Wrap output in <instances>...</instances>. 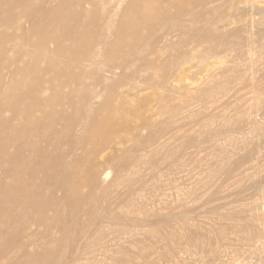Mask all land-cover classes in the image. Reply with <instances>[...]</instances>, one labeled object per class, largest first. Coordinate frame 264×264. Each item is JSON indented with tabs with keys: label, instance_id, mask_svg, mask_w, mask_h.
<instances>
[{
	"label": "bare ground",
	"instance_id": "1",
	"mask_svg": "<svg viewBox=\"0 0 264 264\" xmlns=\"http://www.w3.org/2000/svg\"><path fill=\"white\" fill-rule=\"evenodd\" d=\"M61 1L63 0H46L39 6L27 4L23 12L26 13L29 19H32V15H35L36 11L39 12L42 9L40 7H43L44 10L54 9L56 6L58 8ZM183 1L185 0H70V3L64 2L63 5L59 6L61 9H64V7H72V4H76L78 8L75 10L68 9L66 12L60 10L57 15L58 17L56 16L57 18L55 17V20L50 21V24L59 22L62 25H67L69 21L71 28L68 30V33L65 31L61 36H57L53 34L54 32L47 31L43 33V36L37 42L33 41L36 44H31L33 49L35 48L42 52L40 53L39 59L43 61H47L53 53H65L68 51V47L62 43L61 37H68L73 41L80 31L86 30L89 33L93 26L95 27L94 31H98L100 25L90 20L91 10L95 11L93 15L103 19V26H101V30L103 31L100 30L101 32L98 31V34L93 35L94 37H99L95 45L84 42L80 46L82 49L80 48L79 51L78 49H73L70 52V56L72 59L77 60L78 64L75 65L72 62L66 63L64 61L66 67L71 66L66 74L68 78H74L75 82L80 86V102L86 108H84L85 110L82 113L77 108L78 112L70 115L69 119L73 120L74 127L71 125L67 127L66 125H69V121H66L64 125L62 124L64 127L63 130L57 131L55 129L56 122L63 120L61 117L63 116V110L56 112L54 104L59 102L60 99L67 98L69 93L63 92L61 89L58 90L53 86H47L43 83V85L39 84L38 82L33 85L29 84L26 87V93L31 96V100L25 103L24 108L21 107L23 103H12L15 98L10 102L9 110L14 115L13 120H10V123L8 120H4L1 116V112L5 109V106L1 107L3 104L2 96H5V99H11V95L7 90V84L9 82L6 84L7 80L5 81L3 77L5 75L7 77V73L9 75L11 72L13 75L14 73L26 74L28 69L21 68V64L15 60H11V64L6 70L0 69V85H2L0 86V96L2 97V102H0V124L7 125L13 131L9 135L6 133L0 140V169L5 173V177L10 178L9 182H7L0 177V196L12 202L7 207L0 205V212H3L6 216L8 214L14 221H22L23 223L24 221H29V219L30 221H45L49 218V215L46 213L47 210H51L54 205L62 200L69 202L72 193L77 191L76 187L78 182L76 174L80 172V167L84 164L83 160H78V153L76 154L75 152L77 149L79 150L82 139L89 138L87 134L85 137L82 135L83 133L78 135L74 129H84L88 125L90 118L93 117V109H96L94 107L100 103H98V100L117 81L127 62L137 61L139 65L142 64L144 69L147 68L155 73H159L160 81L158 83L163 90H166L173 81L179 82L181 80L184 65L186 63L189 64L193 59H197L199 64H204L207 68V77L209 78L204 82H199L200 86L198 84L199 95L197 100L199 99L201 101L204 98L210 97L212 94L215 95L226 90L224 82H228L229 80L228 72L235 73L240 67V65H237L238 63L233 65V67L230 66L231 62H228L229 64L226 63L228 56L232 55L231 53H233V58L236 60H238L237 58H243V61L250 62V65H248L249 62L246 65V67L249 66V72L244 69L242 70L247 71L246 73L251 77L250 83L253 82L252 80L256 77L253 73L257 71H254L252 62L257 55L254 46H252L256 41L252 36L256 33V30L264 34V5H260L261 3L259 5H255L254 3L248 4L250 0H224L228 5V13L226 15L219 14L217 20L211 22L206 16L204 18V14L195 12L193 14L194 18L197 20L205 19L202 23H198L186 21L185 17H188V15L182 6ZM189 1L191 4L202 8L198 2L199 0ZM214 1L201 0L200 2L206 6L208 3ZM89 4H91L92 8L87 6ZM209 6L211 9L216 8L215 5H208L206 7ZM248 8L253 10L257 16H251L245 23L238 24L240 19L238 20L237 16H240L242 12L247 13ZM131 9H136L139 12H136V15L131 18H125V11ZM82 16L88 19L86 23L80 18ZM70 17H74V20L72 19L73 22H71ZM12 20H14L13 23H18L20 19L15 17L12 12L0 16V27H6L7 23L5 22H11ZM36 20H34L35 23ZM16 23L15 25H17ZM123 26L128 27V31L121 30L120 32H114L115 27L120 28ZM29 31L26 29L25 32H21V35H11L1 31L4 34L0 36V45L3 46L4 50L2 52L0 47V52L4 54L11 39H18L19 41L24 39L26 41ZM187 31L190 32L189 37L185 36ZM241 33L242 37H239ZM129 37L135 38L130 40ZM175 39L177 41L179 40L178 45H183V48L186 44H192L195 47L190 48L192 49L191 52H181L179 55L178 52L170 54L169 51L177 45ZM113 40L114 42L110 44ZM47 42H53L57 45L54 48L55 50L53 49L54 51L51 52L47 49ZM262 45L264 46V42ZM23 47H25V43ZM213 48H219L220 52H214L215 50H212ZM186 49L189 51L187 47ZM221 53L224 56L218 55ZM76 54H80L81 57L76 56ZM0 57L4 58L2 56ZM53 58L54 56H51L48 62L52 67H55L59 63L54 62V60L57 61L58 58ZM211 58H214L213 60L215 61L211 62ZM88 60L95 67H99L100 73L96 72L94 75H91V63L88 66L87 63L85 64ZM136 72L131 76L133 81L135 80ZM242 74L240 70V76ZM93 76L95 77L92 79ZM120 77L122 79L124 76L121 75ZM86 78H91L89 84L86 82ZM84 84L90 86H85ZM77 89L78 86L72 89L70 93H74V91L79 92ZM251 89L253 91V87ZM51 92L53 93L52 95H50ZM259 95L254 92L253 99L255 102L250 105L253 107V110L260 109L262 105L264 106V99L262 101L261 98L263 94L260 95L261 97ZM78 99L74 98V103ZM199 103L201 104L200 101ZM246 105L248 107V104ZM159 106L165 117L158 124V129L149 132L145 141L146 143H150L154 139L162 138L160 148L167 150V153H165V156L168 158L167 162L176 159L188 147H198L199 149H197L200 150L202 146L200 144L204 145V142L209 143H207L209 146V160L207 159L204 162L200 161L203 162L202 164L199 162L201 166L197 164L201 167L199 170L202 169L200 171L202 173L200 174L199 186L201 199L200 221H186L189 219L186 215L188 211L186 213L169 211L164 215L165 220L177 216L182 217L184 215L183 221H143L149 227L146 232L152 234L157 233V239L162 241L163 250L161 255L182 261L186 264H264V186L261 182H256L254 186L256 188V194L254 198H250V202H247L246 196L243 195L246 189L243 182L246 178L251 175L264 178V123H261L256 117H250L252 114L250 111L247 112L246 117L243 112L244 110H238L242 114L239 113L233 118L229 117L232 120L224 118L225 121H222V123L219 121V124L216 126H212L214 119L203 117L204 119L200 120V122L202 121L204 128L201 129V127V130L199 128V130L196 129L198 138L202 136V139L200 138L199 140L196 139L197 136L195 138L194 134L196 132L194 134L191 133L192 131L184 133L181 130L182 126L178 123L183 120L177 119L176 116L182 107L174 106L172 103L161 102ZM202 106L205 109L206 104H202ZM47 107H51V109ZM200 108L202 109V107ZM38 110H44V115L41 117L36 115ZM261 111L259 110V112ZM203 113H206V111ZM200 116L202 117V115ZM241 117L242 119L240 121L239 119ZM259 118L261 117L259 116ZM16 120H19V122ZM93 128L96 129L95 131L98 135V140L96 138L97 141H95L92 151L95 156L84 164L86 165L84 172L88 175L86 187L89 193H86L85 198H82L78 208L79 211L86 209L88 212H97L98 216L93 217L94 220L90 221L94 225H98L99 221L104 220H110L114 224L120 225L125 219L129 218V210L125 209L122 200L127 201V197L131 199L129 196L132 195V191L129 190L122 194L124 199L122 197L121 202L111 203L107 200L108 192L112 188H118L119 186L120 179L116 176L109 184L101 187L100 192H96V188H100V179H98L96 170L98 163L97 157L104 153L111 145L118 144L121 153L111 157L113 167L125 168L134 166L138 160V155L130 153V150L133 151V149L128 151L122 150L125 141H132L134 139L131 136H124L120 131L121 125H117L113 119L109 121H97L94 123ZM32 129H37L40 135L37 136L36 134L35 136L32 134L30 132ZM46 130L52 131V133H58V135L66 134L70 138V151L67 149L69 154H60L59 151L56 153L54 148L58 145V140L54 136L50 139L43 135ZM192 130L194 131V129ZM114 133H116L118 140L111 137ZM173 138H177L179 141L171 147L169 145L174 140L172 142L167 141ZM9 143L14 146L12 153L9 151ZM44 144L48 145L43 147ZM48 146H50L49 149ZM50 150H53V153ZM26 151L28 154H25ZM158 152L159 150L155 146L147 151L149 155H155ZM3 155H7V159L3 160ZM36 157L39 158L41 164L37 170L33 166V159ZM55 164L58 165V168L55 167ZM181 165H184V162ZM181 165L176 168L177 171L181 169ZM42 167L44 169L45 167L46 169L50 168L52 171L49 174L47 172L45 178H40L41 181L38 183V174L44 171ZM27 170L29 176L25 178L23 173L27 172ZM81 170H83L82 167ZM102 174L104 175L101 179H104L108 176L109 172L104 171ZM34 182L38 183L36 189L31 188ZM21 190L30 191V193L23 195L20 192ZM87 194L90 196L87 197ZM247 197L249 198V196ZM2 204H4V201H2ZM17 207L19 209H16ZM30 209L35 213H30ZM99 210L102 211L101 214L98 213ZM99 216L100 219L96 221V218ZM133 216L130 217L133 218ZM78 217L76 214L75 218ZM181 217L178 218L181 219ZM8 219V221H11L10 218ZM77 223L78 221H69L68 226L61 227V237L55 241V244L58 245L53 250L54 257L42 264L63 263L67 256V243L72 239H80L89 233L85 227ZM22 226H24L23 230L15 241L17 242L16 245L25 247L29 243L30 238L35 235L36 229L25 225V223ZM6 234H8V230L5 231L3 228L0 237L6 236ZM5 251H7V248L5 246L1 247L0 260ZM152 253V247L147 244H142L140 247L132 250L118 247L114 258L119 264H135L134 259L137 257H146L150 254L152 255Z\"/></svg>",
	"mask_w": 264,
	"mask_h": 264
},
{
	"label": "rangeland",
	"instance_id": "2",
	"mask_svg": "<svg viewBox=\"0 0 264 264\" xmlns=\"http://www.w3.org/2000/svg\"><path fill=\"white\" fill-rule=\"evenodd\" d=\"M45 1L46 0H0V16L12 12L15 17L20 19L19 20L20 22L19 21L18 23L15 22L17 25L13 23L14 20H12L11 22L10 21L5 22L7 23V26L0 27V36L3 35L4 33H8L11 35H17V34L21 35L23 31L25 32L26 29L30 30L29 33L27 34L28 39H26V41L24 39L20 41L18 39L10 40L9 41L10 43L5 49L4 52L5 55L2 53L4 48L3 46L0 45L2 49L1 50L2 52H0L1 54L0 56L4 57V58L0 57V61L2 59V61L0 62L1 65L0 69L6 70V68H8L9 65L11 64V60L18 61V63L21 64V68L28 69L26 74L14 73L13 75V73L11 72L9 75L7 73V77L6 75L3 77L5 81L7 80L6 84L9 82L7 84L8 86L7 90L11 95V99H5V96H2L3 98L0 96V102H2L3 99L2 102L3 104L1 105V107L5 106V109L1 112L2 113L1 116L4 120H8L10 123L11 122L10 120H13V116H14L12 114V111L9 110L10 102L15 98L12 101V103L14 102L23 103L21 107L24 108L25 103H28L31 100V96H29L26 93V87L29 84L33 85L37 82L39 84L43 83L44 85L53 86L58 90L61 89V91L69 93V96L67 98L60 99L59 102L54 104L56 112L63 110L62 111L63 116H61L63 120L57 121L55 124V129L57 131H60L64 129L63 125L65 124L66 121H69V125H66L67 127L70 125L74 127L75 125L73 123V120L69 119L70 115L72 113L73 114L77 113L78 111L82 113L86 109L85 106L81 105L80 102L81 101V93L79 91L80 86L75 82L74 78H68L66 74V72L69 71L71 66L66 67L64 61L66 63L72 62L75 65L78 64L77 60L72 59V57L70 56V52L73 49H78L79 51V49L81 48L80 46H82L84 42L87 43L89 42L95 45V42L98 40L99 37L96 36L94 37L93 35L98 34V31L102 29L101 26H103L102 25L103 19H100L98 16L93 15L95 11L91 10L92 13H90V20H92L93 23L100 25L98 31L96 30L97 32L94 31L95 29L94 26L91 27V31L89 33L86 30L80 31L75 37V40H73L74 42L72 41L71 38L61 37V41L62 43L65 44V46L68 47V51L65 53L58 52L51 54V56H54L53 59L58 58V60L57 61L54 60V62L59 63L55 67H52L48 62L51 56L48 58L47 61H43L39 59L40 53L42 52H40L38 49L35 48L34 50L31 44H36V42L43 36V33L47 31L51 33L54 32L53 34L57 36H61L65 31H67L66 33H68L69 32L68 30L71 28L69 26V21L67 25L65 24L62 25L59 22L50 24V21H53V19L55 20V17L59 14L60 10H62L63 12H66V10L68 9L75 10L78 8V5L72 4V7H64V9H61V7L59 6L63 5L64 2L70 3V0H63L60 2L58 8L57 6L54 8V5H53L54 9H49V10H44L43 7H40L42 9L39 12L36 11L35 12L36 14L32 15V19H29L26 13L23 12L26 9L25 6L27 4L39 6L41 3ZM200 1L201 0H199L198 2L201 4L202 8H199L198 6L191 4L189 0L183 1L182 6L184 7L188 15V17L187 16L185 17L186 21H190V22L194 21V22L202 23L203 20H205V19L197 20L196 18H194L193 14L195 12L204 14V18L206 16V18L211 22L216 21L219 14L226 15L228 13L227 11L228 5L224 0H215L214 2L208 3L206 5V6L215 5L216 8L214 9H211L210 6L209 7L204 6ZM250 3H254L255 5H259L261 3L260 5H264L263 0H250L248 4ZM87 6L91 7V4ZM136 12L139 11L136 9L127 10L124 13V17L131 18L136 15ZM52 15L54 18L52 17ZM251 16H257V15L254 13L253 10L248 8L247 13L242 12L240 16H237L238 20L240 19L238 21L239 22L238 24L245 23L246 20ZM80 18H82V21L84 23L88 21V19L85 18V16H82ZM35 19L38 20V21L36 20V23L34 22ZM70 19L71 22H73L74 17H70ZM127 29L128 27L126 26L120 28L115 27L114 32H120L121 30H127ZM1 31H3L4 33L2 34ZM258 31L256 30V33H254L252 36V38L256 41L255 43L252 44V46H254L257 55L252 62L254 65V71H257L253 73L254 76H256V77L253 76L254 77V79L252 80L253 82L250 83L251 77L246 73L249 67V66L246 67V65L247 62L249 61L246 60L243 61V58H237L238 60H236L233 58L234 57L233 53H231L232 55L228 56L226 63L229 64L231 62L230 64L231 67H233V65L238 63L237 65H240L239 69L236 70L235 73L228 72L230 82L229 80L228 82L227 81L224 82L226 90H223L218 94H215L216 96L212 94L210 96L212 98L207 97L204 98L203 101L199 99L197 100V97L199 95L198 84L199 82H204L206 81V79L209 78L207 77L208 75L207 68L204 66V64L201 63L199 64L197 59L196 60L193 59L192 62H190L189 64L186 63L184 65V69L182 72L183 74H181V80L179 82L173 81L170 87L166 90L165 89L163 90L160 84L158 83L160 81L159 73H155L154 71L149 70L147 68L144 69L142 67V64L139 65V62L137 61L127 62L125 64V67L123 68V71L119 75L117 81L110 87V89H108L102 95L100 100H98V103L99 102L100 103L99 104L97 103L98 105L94 107L96 109H93L94 110L92 114L93 117L90 118L88 125L84 129L75 128L74 131L77 132L78 135H81L83 133L82 135L84 137L87 135L89 136V138L83 137L84 139H82L81 146L79 150L77 149L78 152L77 150L75 152L76 154L78 153L77 154L78 160L79 159L80 161L83 160L84 164L86 163V161L87 162L90 161L95 156V154L92 153L93 147L95 145V141L98 140L97 138L98 135L95 131L96 129L93 128L95 122L102 120L109 121L113 119V121H116L117 125H121L120 131L124 134V136L133 137L134 140L125 141L124 145L122 146V150L128 151L130 149H133V151L130 150V153L132 154L135 153L136 155H138V160L134 164V166L125 167V168L113 167L111 162V157L113 155H118L121 153L118 144L111 145V147H108L104 153L98 156L97 157L98 163L96 165L98 179H100L99 181L100 188L97 186L98 188H96V192H100L101 187L109 184L116 176L120 179L118 188H112V190H110L107 194L106 199L109 200L111 203L121 202L123 197L122 194H124L126 191L129 190L132 191L131 192L132 195L129 196V198L131 199H128L127 197L128 202L122 200L125 209L129 210L128 212L129 218L125 219L126 221L124 220L120 225H116L110 220L99 221L98 225H94L90 221L94 220L93 217L98 216L97 212H88L86 209L79 211L78 205L81 203L82 198H85V194L89 193L87 192L88 190L86 187V184L88 183L87 182L88 175L86 174V172H84L86 165L83 164L81 165L83 170H81L80 167V172L76 174L77 175L76 178L78 182L77 183L78 185L76 187L77 191L75 193H72L69 202L67 200H62L56 205H54L51 208V210H47L46 213L49 215V218L45 221H36V220L30 221V219L29 221H24L25 225H28L31 228L36 229L35 235L30 238L29 243L25 247L16 245L17 242L15 241L17 236L22 232L24 227L22 226V224L24 223L22 221H14V219L9 217L8 214L6 216L4 215L3 212H0V233L3 228L5 231L8 230V234H6V236L0 237V249L1 247L4 246L7 248V251H5L4 255H2L1 257L0 263L42 264L43 262L54 257L53 250L58 245L55 244V241L61 237V227L68 226L69 221H78L77 224L85 227L89 231V233L80 239H72L70 242L67 243L68 244L66 250L67 256L65 261L60 264H119L114 258L115 252L118 247L132 250L135 249L136 247H140L142 244H147L151 246L153 253L152 255L150 254L146 257H137L136 259H134L135 264H186L183 263L182 261H177L175 259H170L165 256H162L161 255L163 250L162 241H159V239H157L156 237L157 233L152 234L146 232L149 229V227L147 226V223L143 221H183L184 215L182 217L177 216L175 218L165 220L164 215L169 211H174L177 213H179V211L183 213H186L188 211L186 215L189 217V219L186 221H200L201 199H200L199 186H200V178H201L200 174L202 173L200 171L202 169L199 170V168H201L199 166H201V164L207 159L209 160V156H208L209 143L204 142V145L200 144L203 146L200 147V150H198L199 149L198 147H188L176 159H173L171 162L169 161L167 162L168 158L167 156H165L167 150L160 148L161 146L160 143L162 138L156 140L154 139L150 143H146L145 141L146 136L149 134L150 131H154L158 129L157 127L158 124L165 117L163 111L159 106L160 102L170 103V104L172 103V105L174 106L182 107V109H180V112H178L179 114L176 116L177 119L183 120L178 123L179 125L182 126L181 130L184 133L186 132L189 133L192 131L191 133L194 134V132H196L197 134L196 133L194 134L195 138L197 136L196 139L199 140L202 136L198 138V132L196 129L198 128L200 129L201 127H202L201 129L204 128L202 125V121L200 122V120L204 119L203 117L212 118L214 119V121L217 119L215 122L213 121L214 124L212 123L213 124L212 126H216L217 124H219V121H221L220 123H222V121H225V119L232 120V118L236 117L239 113L242 114V112L241 111L238 112V110H244L243 112L245 116L247 115V112L250 111L252 113V114L250 113L251 114L250 117L253 118L256 117L257 119H259L261 123H264V116H262L264 114V106L262 105L260 109L258 108L256 110L255 109L253 110V107L250 106L253 102H255L253 99L254 92L260 95L263 94L262 97L260 95L259 96L262 98V101L264 99L263 97L264 96V54L262 55V53H264V46L262 45V43L264 42L263 39L264 34H261ZM189 33L190 32L187 31L185 36L189 37L190 36ZM239 37H242V33L239 34ZM129 38L130 40H132L135 37L134 38L129 37ZM113 42L114 40L111 41L110 44ZM175 42L177 43V45L176 47L172 48L169 51L170 54L173 52L175 53L178 52L179 55L181 52H191L192 49L190 48L195 47L192 44H186L184 45L183 48V45L181 44L178 45L179 40L177 41V39H175ZM24 43H25V47H23ZM46 45H47V49L51 52L54 51L55 50L54 48L57 47V45L53 42H49V43L47 42ZM186 47L189 49V51L186 49ZM212 50H215L214 52H220L219 48H215V49L213 48ZM218 55L222 56L223 53ZM76 56L81 57L80 54L78 55L76 54ZM211 59H210L211 62L215 61L213 60L214 58ZM74 60L77 62H75ZM88 61H86L85 64L87 63L88 66L91 63L90 66V71L92 72L91 75H94V73L96 72L100 73L99 67H95L92 64V62L90 61L88 62ZM248 65H250V62L248 63ZM242 69L247 71H244ZM240 70H241V74L243 71L242 74L243 77L242 75L240 76ZM135 72L137 74L135 76V80L133 81V78L131 76H133V73L135 74ZM121 75L124 76L122 77V79H120ZM9 76L11 79L9 78ZM94 77L95 76H93L92 79ZM241 78L243 79L240 80ZM232 79L233 80L235 79L237 81L235 80L233 81ZM90 80L91 78H86V82L88 84ZM249 84L251 86L250 88H249ZM253 84L254 85L257 84V85L254 86ZM77 86H78L77 91L79 92L74 91V93H70V91L74 88H77ZM252 87L254 92L251 89ZM256 87L261 92H259ZM52 94L53 93L51 92L50 95ZM74 98L76 99L80 98V99H78V101L75 100L77 102L74 103ZM5 100L6 103L4 104ZM199 101L201 102V104L199 103ZM202 104H206V106L204 107L205 109H203ZM211 104L212 106H210ZM246 104H248V107ZM200 107H202L204 111ZM47 108L51 109V107H47ZM259 110L262 111L259 112ZM205 111L206 113H203ZM236 112L238 113L236 114ZM254 113L256 114L252 116ZM198 114L202 115V117ZM36 115L41 117L42 115H44V110L43 111L38 110L36 112ZM258 115L261 118H259ZM242 117L239 119L240 121ZM16 121L19 122V120ZM192 129H194V131ZM181 130L180 132H182ZM30 132L35 136L36 134L37 136L40 135L37 129H32ZM6 133L9 135L12 134L13 131H11L7 125L0 124V140L3 138V136H5ZM43 135H45L50 139H52V136H54L56 140H58L57 142L58 145H56V147L54 148L56 153H58L59 151L60 154H64V155L69 154L68 152L70 151L69 148L71 147L70 145L71 141L66 134L58 135V133H52V131L46 130ZM111 137L115 140H118L116 138V133L112 134ZM172 140H174V142L171 143V145H169L171 147L174 146V144H176L177 141H179L177 138H173V139H168L167 142H172ZM47 145L48 144H44L43 147H46ZM8 146L10 149L9 150L10 153H12L14 150V146L11 143H9ZM153 146L157 147L159 152L158 154L155 155H149L147 151L150 150ZM49 148L50 146H48V149ZM50 151L53 153V150ZM25 154H28V152L26 151ZM202 157L203 159L204 158L205 159L203 160ZM2 158L3 160L7 159V155H3ZM33 162H34L33 166L35 167V170L39 169V165H41L39 158L38 157L34 158ZM182 162H184V165H181ZM179 165H181L180 166L181 171L180 170L177 171L176 169ZM55 167L58 168V165L55 164ZM42 169L44 171L39 172L37 177L38 183L39 181H41L42 178H45L47 172L49 174L50 171H52L50 168L46 169V167L45 169L44 167H42ZM75 170L73 169V171ZM104 171H108L109 174L104 179H101V177H103L104 175L102 174ZM4 174L5 173L2 172L0 169V177L3 178V180L9 182L10 178L5 177ZM23 176L25 178H28L29 176L28 170L27 172L23 173ZM256 182H261L264 186V178L261 176L257 177L256 175L255 176L251 175L250 177L246 178L243 182L244 183L243 185L246 188L243 195L246 196L245 198H247V202H250L251 201L250 198L251 197L254 198L256 194V188L254 187L256 185ZM38 183L36 182L32 183L31 188L36 189ZM20 192L23 195H28L30 193V191H26V190H21ZM89 196L90 195L87 194V197ZM247 196H249V198ZM2 201H4V204H2ZM11 204L12 202H9L8 199L5 200L0 196V205L2 207H7L10 206ZM16 209H19V207H17ZM33 212L34 211L30 209V213ZM98 213L101 214L102 211L99 210ZM76 214L77 216H79L78 218H75ZM129 215L130 216L134 215L135 217L133 216L132 218ZM71 216L75 219H73ZM178 217H181V219ZM8 218H10L11 221H8L9 220ZM99 219L100 216L96 218V221H98ZM16 222H17V226H16Z\"/></svg>",
	"mask_w": 264,
	"mask_h": 264
}]
</instances>
